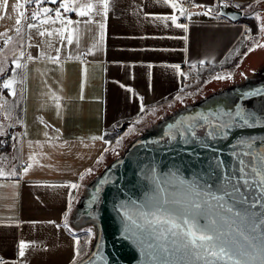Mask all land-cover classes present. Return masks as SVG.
<instances>
[{
	"label": "snow or ice",
	"instance_id": "obj_1",
	"mask_svg": "<svg viewBox=\"0 0 264 264\" xmlns=\"http://www.w3.org/2000/svg\"><path fill=\"white\" fill-rule=\"evenodd\" d=\"M112 3L113 0H15V2L0 0V21L13 20L11 28L0 32V58H2L0 59V116L3 121L13 120V112L19 107L15 102L16 98L18 94L24 95L27 91L25 87L18 89L17 85H25L29 62L46 60L50 64L60 65L62 49L73 44L74 34L79 44L81 25L89 32L92 31L89 26L98 27L96 42L78 55L74 56L68 52L64 60H80L81 57L94 55L95 50L105 40L106 21ZM155 3L170 8L171 14L145 13L143 15L145 21L162 22L165 27L170 24L187 33L189 25L180 23L181 18L191 21L194 16H204L218 20L225 14L221 9H228L231 6L247 13L249 9L264 3V0H254V4H248L247 8L241 4H232L231 0H213L211 5L197 3L196 0H155ZM49 4L54 7L46 6ZM71 13H74L78 19L73 20L69 15ZM97 17L100 19L97 20ZM254 19L259 22L258 34L251 35V28H244L241 33V46L247 49L243 53L244 56L257 48L264 49L262 42L264 14L256 12ZM57 24L60 27H50ZM33 30L41 38L39 44L31 42ZM54 35L59 38V47L54 46L52 39H44L52 38ZM182 39L187 41L188 36L185 35ZM33 47L53 49L55 55L41 50L37 56H33L28 51ZM184 50L187 51L186 48ZM239 55L241 53L237 49L234 56ZM231 59L232 57H226L224 62H230ZM9 61L10 65L7 63ZM81 62L83 63V60ZM199 63L203 67L206 63L211 64L212 61L200 60ZM235 66L239 67V63ZM147 67L151 69L152 65L149 64ZM167 67L174 68L177 75L184 80L190 79L180 70L179 65ZM190 67L195 68L196 65ZM86 71L87 69L84 68L83 72ZM243 75L241 73V76ZM232 77L231 71L216 72L205 83H211L213 80H230ZM194 84H198V81L185 84L171 100L165 97L167 108L170 109L177 102L183 104L186 97L199 94L201 88L198 86L194 91H186L187 88L194 87ZM120 86L125 87L122 84ZM4 90H7V96L3 95ZM126 91L133 93L134 90L129 87ZM7 97H11L13 103L10 104ZM253 97H264V89L247 91L238 99L247 101ZM50 98L56 101L55 108L59 115L60 97L53 94ZM137 98L139 111L122 133L113 139L105 138L109 135L107 132L91 137L93 141H100L104 145L94 161L95 165L102 164L108 153L118 156L124 140L130 135L138 134L141 131L139 126L145 123L147 117L161 118L157 113L164 105L148 106L144 103L143 97ZM80 99H84L83 94ZM21 123L20 116L15 117L14 123L7 126L0 123V136L8 134L7 128ZM116 127L117 125H113V128ZM257 127H264V114L249 111L243 103H234V106L227 110L224 107H216L177 120L167 126L164 137L169 143L179 141L185 146L199 145L200 148L208 150L211 147L210 142L228 140L233 130ZM54 131L59 132L58 129ZM44 136L46 141L60 139L58 135L51 136L48 132H44ZM11 139L15 142L13 149L21 151L22 149L17 148L20 137L12 135ZM3 143L4 141H0V145ZM39 147L42 149V146ZM29 148H32L31 142ZM232 149L230 164H226L218 155L214 156L213 161L208 164L207 171L195 174L190 180L184 178L179 169L169 168L167 172H161L155 163L141 169V178L147 181L148 191L139 201L116 205V210L123 220V234L135 238L148 264H264V140L257 141L255 137L238 138ZM40 155L41 152L33 150L26 160L19 155H13L11 159L7 156L0 157V179L11 180L22 177L34 165L45 167L46 165L40 164L37 159ZM189 155L198 156L197 153H189ZM16 161H19V164ZM94 174L93 167L86 168L78 174V180L82 182L86 176ZM109 182L108 179L100 180L96 193H101L103 185ZM3 187L4 185L0 184V188ZM48 187L69 189L67 207L63 213V227L71 232L68 217L75 199L73 192H78L82 184L72 182ZM97 200L98 195H93L92 201L95 203ZM49 223L55 224V221ZM56 227L59 229L60 225L57 224ZM83 231L85 233L83 243L80 238L74 241V256L71 264H77L78 260L80 264H95L91 257L85 259L91 240L94 238L93 229L87 228ZM36 247L35 243L21 240L18 243V256L23 258L26 250ZM0 264H3V261H0Z\"/></svg>",
	"mask_w": 264,
	"mask_h": 264
},
{
	"label": "crops",
	"instance_id": "obj_2",
	"mask_svg": "<svg viewBox=\"0 0 264 264\" xmlns=\"http://www.w3.org/2000/svg\"><path fill=\"white\" fill-rule=\"evenodd\" d=\"M196 2L211 5L213 0ZM231 3L247 8L254 0H231ZM256 7L249 9L247 18L238 22L223 16L218 20L194 16L191 21L186 20L189 31L185 33L170 24L165 27L162 22L143 19L145 13L171 14L170 8L155 3V0H113L106 21L105 40L94 55L64 60L68 52L78 55L96 42L98 27L89 26L92 28L89 32L81 25L79 44L74 34L73 44L62 49L60 65L46 60L29 62L28 79L21 86L27 89L19 110L22 123L16 128L20 137L18 147L22 149L18 155L26 160L31 151H39L41 155L37 159L46 166L34 165L22 177L0 179V184L4 185L0 188V261L3 264H71L74 241L80 238L83 243L85 233L74 234L63 227L69 189L48 186L81 183L79 173L89 167L96 171L99 165L94 161L104 145L91 137L107 132L106 139L115 138L118 126L136 118L139 111L137 97H143L148 106H158L167 102L165 97L171 100L179 93L185 80L168 65H179L181 70L183 65L195 64L196 72L209 74L240 64L246 52L241 46L243 29L251 28V35L258 33L253 16ZM69 15L73 20L78 19L74 13ZM12 26L13 20L0 21V32ZM185 35L187 41L182 39ZM32 36L33 44L41 42L35 30ZM44 39H52L55 47L60 46L55 35ZM237 49L241 55L234 56ZM41 50L55 55V51L47 47L28 49L33 56ZM226 57H232L230 62H224ZM200 60L212 63L201 67ZM149 64L151 69L147 67ZM129 87L133 93L126 91ZM53 94L60 97L59 115L56 101L50 98ZM113 125L117 127L113 128ZM44 132L58 135L60 139L46 141ZM5 138H0L4 139L5 148L13 146L14 141L9 136ZM29 142L32 148H29ZM77 193L74 191L73 196ZM49 221H55V224ZM21 240L37 245L35 249L26 250L23 258L18 256Z\"/></svg>",
	"mask_w": 264,
	"mask_h": 264
},
{
	"label": "rangeland",
	"instance_id": "obj_3",
	"mask_svg": "<svg viewBox=\"0 0 264 264\" xmlns=\"http://www.w3.org/2000/svg\"><path fill=\"white\" fill-rule=\"evenodd\" d=\"M256 6L260 8V10L257 12H261L262 14H264V5H256ZM258 23L259 22L256 21L257 27H258ZM254 35H257V33H255ZM247 55L249 56L247 58L242 59L241 66L238 72L236 73V75L232 79L220 80V81L213 80L211 83H205L204 87L206 91L200 99L198 98L191 101L184 100V103L181 104V107L178 108L176 111L170 109L165 111L163 115L160 116L161 118L156 120L159 123H161L158 124V122H155L157 124V127L154 128L152 126H149L143 129L142 132H139L138 134L130 135L128 138H126L125 147L123 149L124 156L126 157L136 149L139 148L149 149L146 151H141L140 154L134 157L135 159L133 158L134 163L132 165L130 164L129 172L135 171L136 169L140 168L138 165L143 163L145 160L146 165L149 164L151 165L155 163L159 167L164 166L166 170H168L169 168L179 169L180 173L185 174L189 177L201 171H207L208 164L209 162L213 161L214 156L218 155L224 161L230 158V153L233 150L232 145L236 142L238 138L255 137L257 141L264 140V133L242 135L239 136L224 151L213 154L211 156L204 157L200 155L219 147L224 143V141L218 140L216 142H210L211 143L210 149L205 150L200 148L199 145L185 146L179 141L175 143H169L167 142V139L164 137V132L168 126L167 123L165 122L163 123L164 116H167L170 119V122H172L173 120H177L179 115L186 117L188 115L204 112L216 107H224L227 110L228 108L233 107L234 103H243L246 105L249 111H254L258 114H264V97H253V98H249L247 101H240L238 99L239 97H242L243 94L247 91L258 88L264 89V49L257 48L256 50L248 53ZM7 63H9L10 65V61ZM10 71L11 69L9 66V73ZM195 73L198 79V83H202L204 80H206L208 77L214 74L212 72L209 74L208 73L205 74V73H198L196 71ZM241 73H243L244 75L241 76ZM17 88L20 89L21 85H17ZM3 95L7 96V90H4ZM7 98L10 104L13 103L11 97H7ZM21 99H22V95L18 94L15 102L19 104V107L15 110V112H13V120L3 121L2 116H0V123H4L5 126L14 123L15 117L19 116ZM200 108H202L203 111H201ZM129 122H127L124 125H126L127 127V125H129ZM17 125L18 124H16L14 127L7 128L8 134L5 136H0V138L2 137L5 138L8 136L11 138L12 135H18L16 129ZM123 127H124L123 125L117 127V135L125 130V129L123 130ZM258 128H264V127H257L254 129H258ZM236 131L238 130H233V133H235ZM2 140L4 139H1L0 141ZM5 147H6L5 145H0V157L6 156L7 154L12 156L18 155V151L14 150L13 146H10V148L7 149ZM175 147L185 148L186 150L192 153L199 154V156L189 155L187 153L176 150H172L168 153H160V152L158 153V152L150 151V149L156 151H164ZM17 148L19 149L18 145ZM99 181L100 178L96 177L93 180H90L86 184H84L83 191H86V193H84V195L80 197V200L78 202V207L85 208V211L82 212L80 218L74 224L73 230L74 232H79V231L82 232L84 229L92 227L94 238L91 240V243L89 245V249H90L89 257H91V259L94 262L101 261L106 258L107 261H103L105 263V262H110L111 260L110 257L113 258V254L111 252H108V250L106 249L107 247L106 238H105L102 221L100 217L97 215L99 211V201L96 202L94 207L88 209L89 196L87 191H90L93 194H95ZM89 257L86 259H89ZM129 260H130V264H135L138 261L133 258H130Z\"/></svg>",
	"mask_w": 264,
	"mask_h": 264
},
{
	"label": "water",
	"instance_id": "obj_4",
	"mask_svg": "<svg viewBox=\"0 0 264 264\" xmlns=\"http://www.w3.org/2000/svg\"><path fill=\"white\" fill-rule=\"evenodd\" d=\"M260 5H264L261 3ZM260 8L258 6L256 7V11H254L253 16H255V13L259 11ZM225 14L223 17L233 21L238 22L241 20H244L247 18L248 14L244 13L242 10H238L234 7H229L228 9H221ZM251 16V15H250ZM234 17V18H233ZM258 34V33H257ZM247 51V49H246ZM249 55L244 56V58H247ZM242 63L239 64V67L234 68V70H228L233 73V77L238 72L240 66ZM225 72V71H224ZM232 77V78H233ZM211 78L208 77L205 81H208ZM205 81L201 85V90L199 91V94L188 96L185 98L187 101H191L194 99H200L203 94L205 93ZM199 102V101H197ZM161 105V104H160ZM158 105L157 107H160ZM164 107L158 111L157 116L160 117L163 115L165 111H167L169 108H167V103L162 104ZM181 107V103H175L170 110L176 111L178 108ZM201 111H203L202 108H200ZM184 118V116L179 115L177 120H180ZM157 118L149 116L147 117L144 124L140 125L141 131L143 129L152 126L157 127V124L155 122ZM177 120H173L170 122V119L167 116H164L163 123L173 124ZM158 124H161L158 122ZM123 130L126 129V125H123ZM264 133V128H258V129H245V130H238L235 133H233L228 140L224 141L222 145L219 147L208 151L200 156H211L216 153H220L224 151L226 148H228L229 145H231L239 136L242 135H252V134H262ZM125 147V140L123 142V146L119 149V155H113L111 153H108L105 156V160L102 164L98 166V169L95 172L94 175H91L90 177H86L84 181L81 182L82 187L78 191L74 203L72 212L69 214L68 217V224L69 227L72 229V233L74 234H81L82 232H74L73 226L77 222V220L80 218L83 211H85V208H79L78 202L80 200V197L86 193V191H83L84 184H86L88 181L93 180L96 177H99L100 180L102 179H108L110 180L109 183H106L103 185V191L99 194H93L90 191H87L89 200H88V209L91 207H94L96 202L99 201V211L97 215L100 217L105 233L106 238V249L108 252H111L113 254V258L110 257V262H103L107 261L106 258L101 261L95 262V264H130V258L138 260L135 264H148L147 258L143 252V250L140 248L139 244L135 240V238H132L130 236H125L123 234V220L120 214H118L116 210V205L120 203H129L130 201H139L143 198L144 194L148 191V183L146 180L141 178V169L145 168V160L143 163L138 165L140 168L136 169L135 171L129 172V166L134 163V157L138 154H140L141 151L149 150L148 148H139L134 150L130 155L127 157L124 156L123 149ZM172 150L181 151L184 153H192L185 148L182 147H175L172 149H167L164 151H156L150 149V151L154 152H160V153H168ZM197 156V155H196ZM199 156V154H198ZM134 158V159H133ZM132 161V162H131ZM226 164L231 163V158H228L225 160ZM150 165V164H149ZM159 167V166H158ZM146 170V169H145ZM159 170L161 172H167L166 168L164 166H160ZM184 178L186 179H192L194 175L187 176L185 174L180 173ZM98 195V200L94 203L92 201V196ZM103 195V196H102ZM130 206V205H129ZM92 228V227H89ZM90 256V249H88V255L85 256V259ZM77 264H80V261H77Z\"/></svg>",
	"mask_w": 264,
	"mask_h": 264
},
{
	"label": "built area",
	"instance_id": "obj_5",
	"mask_svg": "<svg viewBox=\"0 0 264 264\" xmlns=\"http://www.w3.org/2000/svg\"><path fill=\"white\" fill-rule=\"evenodd\" d=\"M179 22H180V23H187L186 19H184V18H181V19L179 20ZM245 49H246V48H245ZM234 68H235V66H234L233 68H231V69H225V70H221V71H217V72H224V71H228V70H234ZM181 71L184 72V73H186V74L190 77L189 80H185V83H186V84L194 83V81H198V79H197V77H196V73H195V71L193 70L192 67H190V66H188V65H183V66H181ZM215 73H216V72H215ZM215 73H214V74H215ZM214 74H213V75H214ZM211 76H212V75H211ZM204 81H205V80H204ZM204 81H203V82H204ZM203 82H202V83H203ZM202 83L194 84V87L187 88L186 91H189V92L194 91L195 88H196L197 86L201 88ZM181 95H183V94H181ZM166 103H167V102L161 103V105H162V104H166Z\"/></svg>",
	"mask_w": 264,
	"mask_h": 264
},
{
	"label": "flooded vegetation",
	"instance_id": "obj_6",
	"mask_svg": "<svg viewBox=\"0 0 264 264\" xmlns=\"http://www.w3.org/2000/svg\"><path fill=\"white\" fill-rule=\"evenodd\" d=\"M127 127H128V125H127Z\"/></svg>",
	"mask_w": 264,
	"mask_h": 264
}]
</instances>
